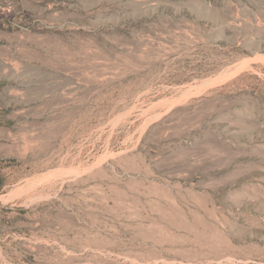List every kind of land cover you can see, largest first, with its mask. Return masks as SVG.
I'll list each match as a JSON object with an SVG mask.
<instances>
[{"label":"rangeland","instance_id":"374dc122","mask_svg":"<svg viewBox=\"0 0 264 264\" xmlns=\"http://www.w3.org/2000/svg\"><path fill=\"white\" fill-rule=\"evenodd\" d=\"M0 264H264V0H0Z\"/></svg>","mask_w":264,"mask_h":264},{"label":"bare ground","instance_id":"6f19581e","mask_svg":"<svg viewBox=\"0 0 264 264\" xmlns=\"http://www.w3.org/2000/svg\"><path fill=\"white\" fill-rule=\"evenodd\" d=\"M258 56H259V55H258ZM260 56H261V55H260ZM261 57H263V56H261ZM247 62H248V61H247ZM244 63H246V62H244ZM244 63H242V64H240V65L234 67L233 69H231V70H229V71L227 70L228 72L225 71V72L228 73L227 77L230 76L232 73H234V72L237 70L236 68H239V67H240L241 65H243ZM234 69H236V70H234ZM232 70H234V71H232ZM231 71H232V72H231ZM229 72H230V73H229ZM237 72H238V70H237ZM224 74H225V73H224ZM231 76H232V75H231ZM225 77H226V76H225ZM212 81H213V79H208V80H206L207 83H210V82H212ZM214 82H215V80H214ZM214 82H213V83H214ZM215 83H216V82H215ZM215 83H214V84H215ZM207 85H208V84H207ZM210 85H212V84H210ZM200 90H201V89H200ZM52 172H53V171H52ZM52 172L50 173L51 175H52ZM54 173H55V172H54ZM54 173H53V175H57L56 177H58V174H56V173H59V172H57V170H56V173H55V174H54Z\"/></svg>","mask_w":264,"mask_h":264}]
</instances>
